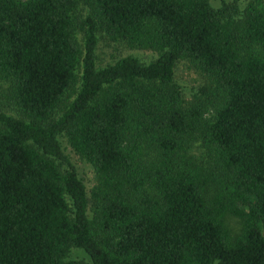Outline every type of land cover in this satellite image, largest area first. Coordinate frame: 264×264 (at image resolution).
Returning a JSON list of instances; mask_svg holds the SVG:
<instances>
[{
    "label": "trees",
    "instance_id": "1",
    "mask_svg": "<svg viewBox=\"0 0 264 264\" xmlns=\"http://www.w3.org/2000/svg\"><path fill=\"white\" fill-rule=\"evenodd\" d=\"M0 77V264H264V0H0Z\"/></svg>",
    "mask_w": 264,
    "mask_h": 264
},
{
    "label": "rangeland",
    "instance_id": "2",
    "mask_svg": "<svg viewBox=\"0 0 264 264\" xmlns=\"http://www.w3.org/2000/svg\"><path fill=\"white\" fill-rule=\"evenodd\" d=\"M241 3H244L246 0H239ZM219 0H212L213 4H217ZM134 54L137 55L142 61L148 60L152 57L153 53L149 50L139 49V48H129L121 43L112 42L108 40L107 37L98 33V41L96 44L95 54L96 61L98 64H104L105 62H110L118 56H122L125 54ZM175 78L181 84L184 94L189 95L191 89L196 86L197 83L205 80L204 76L200 74L195 69L189 67V65L183 59H179L176 61L175 65ZM66 98V97H65ZM0 110L5 111L8 114L19 115L14 104L12 103L10 96L7 91L6 82L0 77ZM63 145L65 147V153L72 161L74 166L76 167L77 172L81 176L86 189L88 190L91 184L94 181L93 171L91 166L82 159L79 155L74 153L64 142ZM194 154H201L203 151L199 147L197 149H193ZM68 257H72L75 259H79L84 263L89 261L87 254L78 247H71L67 253Z\"/></svg>",
    "mask_w": 264,
    "mask_h": 264
}]
</instances>
